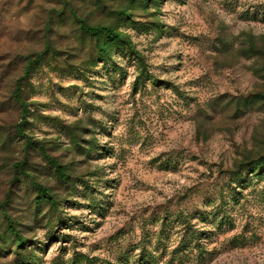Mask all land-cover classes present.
Instances as JSON below:
<instances>
[{
  "label": "rangeland",
  "instance_id": "rangeland-1",
  "mask_svg": "<svg viewBox=\"0 0 264 264\" xmlns=\"http://www.w3.org/2000/svg\"><path fill=\"white\" fill-rule=\"evenodd\" d=\"M263 155L264 0H0V264H264Z\"/></svg>",
  "mask_w": 264,
  "mask_h": 264
},
{
  "label": "trees",
  "instance_id": "trees-1",
  "mask_svg": "<svg viewBox=\"0 0 264 264\" xmlns=\"http://www.w3.org/2000/svg\"><path fill=\"white\" fill-rule=\"evenodd\" d=\"M81 26L85 31H87L89 34L93 35L94 37H96L98 39L100 49L102 50V52L100 54H101L103 60L106 59L107 57H109L110 51H112V49H114V48H121V47L127 46L129 48V50L131 51V47H130L131 45H129L130 43L128 42V40H126L124 34L122 32H120L119 30H116L113 27L107 26L104 24H95V25L94 24H86L85 21H83V20H81ZM125 43H128V45H126ZM34 56L33 57L27 56V66H26L27 68L25 70L26 75H27V73L30 72L31 65L37 61V54H35ZM143 74H144V70L142 69L139 78L142 77ZM20 92H21V86L19 84H17L15 86V89H14V95H15L18 103L21 105L24 119H26V112H27L28 108H27L26 103L23 101ZM19 131L22 132L21 135H24L23 130L20 127H19ZM27 143L28 144L31 143L30 138L27 139ZM41 151H42L43 155L47 158V160L53 165L56 173L59 176L66 178L67 173L65 171V166L63 164H61L57 159L51 157L48 154V152L44 146H41ZM249 165H250L249 167L245 168L247 170V172L250 169H252V171H259V169H260V172H261L263 167H264V155L260 156V158H256V159L250 161ZM16 166L19 169H21L22 172L27 173L25 168H24V161L17 162ZM233 176H235L234 178H236V179H242L244 175L241 171H237L233 174ZM34 183L38 189V191H37L38 192V194H37L38 199L36 200V202L38 204L48 202L52 206L56 207L57 206V200H56L55 196L53 195V193H51L50 188L40 184L39 182L34 181ZM5 217L7 219L8 228L12 232V234L15 236V240H16L18 247H22L23 244L25 243V241H24L25 238L21 235L19 230L15 227L14 222L10 218V216L6 215Z\"/></svg>",
  "mask_w": 264,
  "mask_h": 264
}]
</instances>
